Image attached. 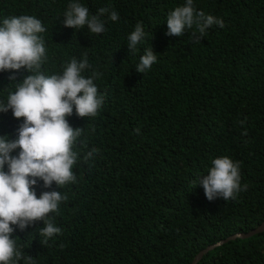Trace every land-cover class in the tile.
Listing matches in <instances>:
<instances>
[{
    "label": "trees",
    "instance_id": "16d2710c",
    "mask_svg": "<svg viewBox=\"0 0 264 264\" xmlns=\"http://www.w3.org/2000/svg\"><path fill=\"white\" fill-rule=\"evenodd\" d=\"M72 2L90 17L108 8L100 16L105 30L66 28ZM185 3L0 0V24L20 15L41 20L45 76L62 74L72 58L86 55L90 67L82 75L100 73L94 84L104 96L95 117L79 118L73 109L67 118L83 129L73 147L75 181L47 189L39 181L35 188L37 198L44 191L67 197L50 214L61 233L45 244L42 221L23 231L13 226L11 238L32 264H193L212 246L197 264H264V233L230 240L264 222V0H193L197 12L225 25L213 24L199 43L192 42L195 26L180 37L166 35L168 14ZM137 23L146 35L133 54L127 37ZM149 48L157 61L139 73ZM28 75L0 72V103ZM22 122L11 110L0 113V137L16 139ZM225 156L239 163L247 190L209 201L198 180Z\"/></svg>",
    "mask_w": 264,
    "mask_h": 264
},
{
    "label": "clouds",
    "instance_id": "9594fccd",
    "mask_svg": "<svg viewBox=\"0 0 264 264\" xmlns=\"http://www.w3.org/2000/svg\"><path fill=\"white\" fill-rule=\"evenodd\" d=\"M108 12V8H101L97 15L90 17L87 7L72 2L65 12L64 26L72 29L87 26L91 33L100 34L105 30L100 16ZM109 19L117 21L118 13L112 11ZM166 24L169 37L183 36L186 29L195 26L193 43H199L206 29L213 24L220 28L225 26L222 19L197 12L193 0H186L183 6L171 11ZM45 31L41 20L31 15L7 17L0 24V72L25 69L30 73L17 84L15 92L8 95L7 102L0 103V113L11 110L15 119H23L16 139L0 137V264H16L22 258L25 264H32L31 257H25L17 250L16 240L11 238L15 230L13 226L23 231L42 221L44 227L39 230V236L44 238L45 244L61 233L50 214L58 212L60 203L67 197L60 191H44L37 198L35 188L39 181L46 189L53 183L61 188L75 181L72 169L78 154L73 147L83 129L74 130L67 118L73 114V109L79 118L95 117L104 102V96L98 95L94 84V79L101 74L93 71L91 77L82 75L90 67L86 55L80 62L72 58L62 74H43L41 66L46 49L39 34ZM145 35L142 24L137 23L127 37L131 53L137 51ZM156 61L157 55L151 48L146 49L136 71L144 73ZM9 79L15 80V76ZM136 132L138 134L139 129ZM17 149L18 154L11 155ZM97 151L95 148L89 151L84 161L87 162ZM211 164L208 174L198 180L209 201L235 199L237 193L247 190V185L241 189L238 162L234 163L225 156L212 160Z\"/></svg>",
    "mask_w": 264,
    "mask_h": 264
},
{
    "label": "water",
    "instance_id": "95a60500",
    "mask_svg": "<svg viewBox=\"0 0 264 264\" xmlns=\"http://www.w3.org/2000/svg\"><path fill=\"white\" fill-rule=\"evenodd\" d=\"M260 233H264V222H263L262 225H260L257 229L251 231L250 233H248V234H236V235L232 236V237L230 238V240H231V239H236V238H238V237H244V238H246V237H252V236H255V235L260 234ZM220 244H221V243H219L218 245H220ZM214 247H215V246L209 247L208 249H206V250H204L203 252H201V253L197 256V258H196V260L194 261L193 264H197V263L199 262V260L203 257V255L206 254L209 250L213 249Z\"/></svg>",
    "mask_w": 264,
    "mask_h": 264
}]
</instances>
